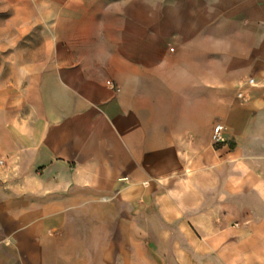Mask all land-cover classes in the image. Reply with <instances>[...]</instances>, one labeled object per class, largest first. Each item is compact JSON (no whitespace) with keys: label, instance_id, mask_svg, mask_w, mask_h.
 <instances>
[{"label":"crops","instance_id":"1","mask_svg":"<svg viewBox=\"0 0 264 264\" xmlns=\"http://www.w3.org/2000/svg\"><path fill=\"white\" fill-rule=\"evenodd\" d=\"M14 6L51 49L0 100V264H264V0ZM125 205L157 228L110 231Z\"/></svg>","mask_w":264,"mask_h":264},{"label":"rangeland","instance_id":"2","mask_svg":"<svg viewBox=\"0 0 264 264\" xmlns=\"http://www.w3.org/2000/svg\"><path fill=\"white\" fill-rule=\"evenodd\" d=\"M18 17L20 15L15 13V6H14V0H0V100H2V104H4V96H5V90L6 87L11 86L10 82H14L15 78L12 77V74L14 73L13 65L17 64L15 61L17 56L24 55L25 57H33L36 55H42L48 53L50 51L51 46L50 42L51 39L48 37L47 32L43 30H37L34 29L32 31H29L28 33L22 35L21 30L10 28L11 22H13L12 26L16 25V19L18 20ZM127 41V40H126ZM172 44H165L164 46L160 45H153L151 47L150 52L155 53H164L166 55V59L168 62V66L170 65H179V61H175L174 59L175 55L179 54V51H175L177 49V40L172 39ZM114 48V49H113ZM149 47H142V52H148ZM115 50L116 47H110V52L112 50ZM122 49L125 54L132 53L133 47L132 46H124V47H118V50ZM174 55V56H173ZM170 57V58H168ZM174 61V62H173ZM171 63V64H170ZM174 67V66H173ZM172 68V67H171ZM175 68V67H174ZM173 69V68H172ZM113 81V79H110ZM107 84V82H106ZM108 85V84H107ZM16 90H13L14 94L13 96L20 98V93H15ZM17 92V91H16ZM0 121H4L6 117V113L4 111L3 106H0ZM4 126H0V134L3 133ZM0 148V165L3 164V158L1 155ZM149 180H147L144 185L147 184ZM119 210V219L121 210L123 209L125 212V232L126 235L131 233V228L133 222L132 214L135 212L141 213L140 220L138 222L141 232L143 231H149L152 229L157 228L158 223L150 220V215L152 214V211L149 210L148 207L143 208L141 206L140 212H137V209H139L136 206H114L110 207V218L108 227L110 231L117 230L120 228V221L117 222L116 216L113 214L115 213V210ZM129 225V226H128ZM126 248L130 246V243H128V238L126 237ZM143 240H146L143 239ZM147 242V240H146ZM129 252V251H128ZM126 258H132V254L126 252Z\"/></svg>","mask_w":264,"mask_h":264},{"label":"built area","instance_id":"3","mask_svg":"<svg viewBox=\"0 0 264 264\" xmlns=\"http://www.w3.org/2000/svg\"><path fill=\"white\" fill-rule=\"evenodd\" d=\"M250 83L253 82V79H250L249 80ZM107 84L114 88L115 90L119 91L120 88L114 83V81L112 80H107ZM239 96L241 98H244L245 97V94L243 93H240ZM211 139H212V142L214 145H218V144H221L223 142H225V136H224V132H223V126L221 123H217L214 128H213V131H212V136H211Z\"/></svg>","mask_w":264,"mask_h":264}]
</instances>
